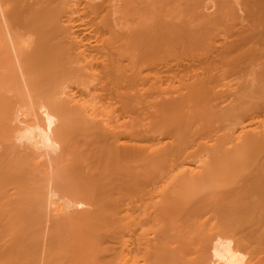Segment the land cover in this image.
<instances>
[{"label":"bare ground","instance_id":"6f19581e","mask_svg":"<svg viewBox=\"0 0 264 264\" xmlns=\"http://www.w3.org/2000/svg\"><path fill=\"white\" fill-rule=\"evenodd\" d=\"M0 264H264V0H0Z\"/></svg>","mask_w":264,"mask_h":264}]
</instances>
